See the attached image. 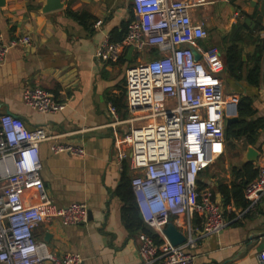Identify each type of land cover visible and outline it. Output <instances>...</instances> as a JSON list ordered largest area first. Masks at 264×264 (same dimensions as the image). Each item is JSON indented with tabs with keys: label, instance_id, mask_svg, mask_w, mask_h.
<instances>
[{
	"label": "crops",
	"instance_id": "0c3cea01",
	"mask_svg": "<svg viewBox=\"0 0 264 264\" xmlns=\"http://www.w3.org/2000/svg\"><path fill=\"white\" fill-rule=\"evenodd\" d=\"M63 8L43 13L44 0H5L0 7V33L4 42L29 35V46L9 49L0 64V114L20 117L26 127H45L56 140L42 142L39 154L41 177L54 203L63 206L83 201L88 206L87 221L64 225L53 219L42 223L34 236L43 239L57 255L78 253L80 264H140L137 253L139 231L131 232L123 221L124 198L133 196L129 158L119 159L125 149L122 137L129 130L122 122L127 117L124 72L133 55L122 61L103 63L95 57L104 39L119 40L133 16L131 0H64ZM84 14L83 20L67 14ZM194 22L203 21L211 31L197 40L202 49H216L222 59L227 47L236 42L242 49L247 68L253 57L264 68V0H206L192 8ZM248 20V21H247ZM246 65L243 74L246 73ZM224 70V66H223ZM225 72V71H223ZM221 73L222 78L226 73ZM226 77H228L226 75ZM233 82L239 95H247L256 108L255 118H264V84L244 79ZM34 84L45 87L63 103L54 114H40L25 105L22 90ZM230 85V88H232ZM224 92L230 94L228 87ZM116 109V117L109 105ZM53 142L71 143L84 148V155L52 153ZM201 174V187L209 188L219 200L218 183L228 186L235 168L252 163L257 169L264 154V127L258 133L256 160L244 162L248 146L238 140ZM231 151V155H227ZM219 165V166H218ZM216 166V167H215ZM213 171V172H212ZM243 186L247 177H239ZM224 213L225 226L219 234H203L202 224L194 219L196 245L193 264H259L264 250V196L254 208L230 205ZM199 219V218H198ZM177 229L184 232L181 226ZM47 238V240H45Z\"/></svg>",
	"mask_w": 264,
	"mask_h": 264
},
{
	"label": "built area",
	"instance_id": "2783aa9c",
	"mask_svg": "<svg viewBox=\"0 0 264 264\" xmlns=\"http://www.w3.org/2000/svg\"><path fill=\"white\" fill-rule=\"evenodd\" d=\"M133 16L118 41H101L95 57L103 63L119 61L132 48L136 63L124 72L129 130L122 137L119 159L129 158L130 187L143 222L160 235L155 243L137 235L140 264H193L196 245L195 216L203 234H219L224 210L212 191L198 180L225 150V120L237 116L238 96L223 89V62L216 49L196 42L207 35L203 21L194 22L191 9L206 0H131ZM264 37V21L262 24ZM29 35L4 42L0 33V64L10 48L31 44ZM190 45L199 54L195 59ZM22 101L40 114H54L63 103L43 86H27ZM109 112L116 117L110 104ZM45 127H26L13 114H0V264H80L78 253L57 255L34 236L44 222L64 225L87 221L88 206L75 201L59 206L48 194L41 177L39 146L56 140ZM52 153L84 155V148L53 142ZM264 196V154L256 177L244 188L248 208ZM184 229L185 240L173 245L163 234L167 218ZM264 264V250L258 254Z\"/></svg>",
	"mask_w": 264,
	"mask_h": 264
},
{
	"label": "trees",
	"instance_id": "16d2710c",
	"mask_svg": "<svg viewBox=\"0 0 264 264\" xmlns=\"http://www.w3.org/2000/svg\"><path fill=\"white\" fill-rule=\"evenodd\" d=\"M67 14L73 18H78L83 20L85 17L84 14L73 13L70 10H67ZM112 40V39H110ZM120 40V39H119ZM118 41V40H112ZM253 65L250 68H247L248 60L244 61L242 59V49L236 42L230 44L223 57V66L226 75L234 80L235 82H240L242 79L247 84L257 85L260 83V78L264 84V68L261 71L259 64V59L254 56ZM123 60V57L121 59ZM246 65V73L243 74V68ZM256 108L253 105L252 99L247 95H240L238 98L237 104V117L238 121L231 123L228 127L224 129L225 134V146L229 150L235 147L238 140L243 139L248 145H254L258 133L262 127H264V118L258 117L255 118ZM243 171L241 169L235 168V178L230 182V185L224 183H218L216 191L220 193V199L218 202L226 213V207L230 205L235 208H240L242 210L248 209L249 201L244 197V188L247 183L252 181L257 175V169L253 168L252 163H246L243 166ZM247 177V182L243 186L242 182H238L239 177ZM199 186H201V180H198ZM214 195V194H213ZM125 205L123 206V221L125 222L126 227L129 231H139L149 235L155 243L161 242L160 235L154 231L152 228L147 226L138 211L135 200L133 196H128L124 198ZM195 220L199 222L197 216Z\"/></svg>",
	"mask_w": 264,
	"mask_h": 264
},
{
	"label": "water",
	"instance_id": "95a60500",
	"mask_svg": "<svg viewBox=\"0 0 264 264\" xmlns=\"http://www.w3.org/2000/svg\"><path fill=\"white\" fill-rule=\"evenodd\" d=\"M4 4H5V0H0V7L4 6ZM64 4H65L64 0H44L41 11L43 13H46V12L58 10V9L63 8ZM205 28L208 31H211V29H212L210 27V25H206ZM190 48L193 51L194 58L198 59L199 54L196 51V49L194 48V46L190 45ZM131 51H132V48H129L126 56L129 57ZM242 59H244V56H242ZM238 120H239V118L237 116L232 117V118H227L225 120V128L228 127L231 123L236 122ZM257 155H258V151L254 147H252L251 145H248L246 147V151H245L244 162H253L254 160H256ZM162 232L167 237V239L170 241V243L173 245L180 244L185 240V236L183 235V233L181 231H179L177 229V227L173 224L171 216H169L167 218V222H166L165 227L163 228ZM45 240H47V238Z\"/></svg>",
	"mask_w": 264,
	"mask_h": 264
},
{
	"label": "rangeland",
	"instance_id": "374dc122",
	"mask_svg": "<svg viewBox=\"0 0 264 264\" xmlns=\"http://www.w3.org/2000/svg\"><path fill=\"white\" fill-rule=\"evenodd\" d=\"M139 54H134L133 57H132V60L130 62V65H134L136 63V56H138ZM139 57L141 58V60L143 61H146L149 57L142 54V55H139ZM224 71V70H223ZM225 74V72H223ZM223 79V85L224 87H228L229 91L231 89V91L233 92H230V93H234L236 94L237 96L239 95L238 91L234 88V86H232L233 82H231L230 80H228V77H226V75H224V77L222 78ZM230 85L232 86V88H230ZM231 155V151L228 152L227 155ZM219 166V165H218ZM216 167V166H215ZM213 172V171H212Z\"/></svg>",
	"mask_w": 264,
	"mask_h": 264
}]
</instances>
